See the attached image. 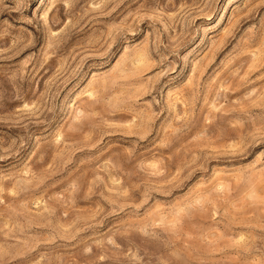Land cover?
<instances>
[{
	"label": "rangeland",
	"instance_id": "374dc122",
	"mask_svg": "<svg viewBox=\"0 0 264 264\" xmlns=\"http://www.w3.org/2000/svg\"><path fill=\"white\" fill-rule=\"evenodd\" d=\"M0 264H264V0H0Z\"/></svg>",
	"mask_w": 264,
	"mask_h": 264
}]
</instances>
